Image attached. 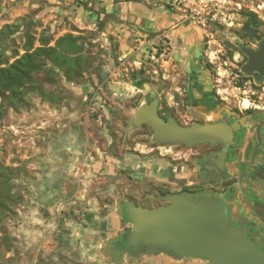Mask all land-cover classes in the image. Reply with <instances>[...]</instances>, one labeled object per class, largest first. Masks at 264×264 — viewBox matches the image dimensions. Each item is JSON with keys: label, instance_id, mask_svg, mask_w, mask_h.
<instances>
[{"label": "rangeland", "instance_id": "374dc122", "mask_svg": "<svg viewBox=\"0 0 264 264\" xmlns=\"http://www.w3.org/2000/svg\"><path fill=\"white\" fill-rule=\"evenodd\" d=\"M176 18L197 49L171 53L172 24L161 25ZM66 35L59 50L68 73L47 62L1 103L0 264H210L162 249L126 254L128 206H160L161 194L186 188L172 158L191 151L155 141L150 126L134 125V112L151 95L158 114L181 125L210 122L200 119L209 110L210 119L261 109L264 80L241 70V47L256 48L264 36V0H0L8 63L28 37L35 48ZM187 61L206 70L214 103L205 113L191 106L178 69ZM163 158L170 165L158 169ZM160 174L166 180L157 182Z\"/></svg>", "mask_w": 264, "mask_h": 264}, {"label": "water", "instance_id": "95a60500", "mask_svg": "<svg viewBox=\"0 0 264 264\" xmlns=\"http://www.w3.org/2000/svg\"><path fill=\"white\" fill-rule=\"evenodd\" d=\"M247 60L241 70L256 80L264 77V36L257 49L242 46ZM158 98L151 95L140 104L133 117L135 126L147 124L153 139L159 143H182L186 146L204 142L225 144L219 156L223 157L232 140L235 124L225 121L194 122L181 125L173 118L158 114ZM168 204L155 208L129 205L127 215L131 230L124 246L138 244L143 248L167 250L177 256L204 258L210 264H264V250L242 231L228 224L224 205L216 199H199L187 192L166 194ZM124 246L113 254L118 260Z\"/></svg>", "mask_w": 264, "mask_h": 264}, {"label": "flooded vegetation", "instance_id": "af4514ba", "mask_svg": "<svg viewBox=\"0 0 264 264\" xmlns=\"http://www.w3.org/2000/svg\"><path fill=\"white\" fill-rule=\"evenodd\" d=\"M257 75L255 72L252 77L256 80ZM262 80L264 77L259 81ZM214 115L210 119H200L236 125L225 155L219 156L225 146L223 142L191 146L179 143L191 150L188 155L172 158L182 167L187 187L179 185L170 193L161 194L163 204L160 206L168 204L162 197L171 193L187 192L196 199L202 196L216 199L225 207L228 224L238 228L264 250V106L259 110L246 109L240 113L228 111ZM194 146L198 147L195 151L192 150ZM155 207L159 205L153 204L147 208ZM154 249L135 244L126 246V254L133 256L140 251Z\"/></svg>", "mask_w": 264, "mask_h": 264}, {"label": "trees", "instance_id": "16d2710c", "mask_svg": "<svg viewBox=\"0 0 264 264\" xmlns=\"http://www.w3.org/2000/svg\"><path fill=\"white\" fill-rule=\"evenodd\" d=\"M65 39L69 40L71 37L69 35L61 37L54 46H47L42 40L40 45L33 48L34 38L28 37L23 44L24 52L11 63L2 58L0 53V107L6 98L7 91L11 94L20 92L22 87L31 81L33 73L41 69L47 62L62 66L66 70L65 72L68 73L70 67L66 63L63 52L59 50L62 48L61 41ZM12 55H17V53L15 52ZM131 77L138 78V72H132Z\"/></svg>", "mask_w": 264, "mask_h": 264}, {"label": "crops", "instance_id": "0c3cea01", "mask_svg": "<svg viewBox=\"0 0 264 264\" xmlns=\"http://www.w3.org/2000/svg\"><path fill=\"white\" fill-rule=\"evenodd\" d=\"M149 14L150 16L152 15V13H149ZM152 19L156 20L155 17H153ZM176 20H180V18H176L175 21H172V23L164 22L165 24L162 23L161 25V26L170 27V24H172L171 25L172 27H170L169 31L165 32L164 30V32L169 38V43L171 45L170 46L171 53L178 54V52H180L179 49L181 48L186 53L191 51V47H193V49H197L199 45V41L195 37H192L189 34L190 30L186 29L182 24H180V22L174 23L176 22ZM152 23H154V21ZM161 26L157 28L159 29L161 28ZM190 59H192V57ZM178 69L181 72H184V74H186L187 81H188L187 86H188V89L190 91L191 98H192L191 106L197 111L205 113L206 111L205 109H207L209 105H212L214 103V101L212 100L213 98L209 97V95L207 94L208 90L205 88L206 81L204 80L205 79L204 75L206 73L205 72L206 70L201 69V68L194 69V66L190 65L188 61L184 66H182V64L179 62ZM244 108H247V107H244ZM212 113L213 112L210 110L206 111L205 117L209 118ZM154 164L157 165L158 169L160 167H167L168 165H170V163L165 158H163L160 161H157V160L154 161ZM163 169L165 170V168ZM164 176L165 174H160L159 177L156 178V181L158 182V181L166 180Z\"/></svg>", "mask_w": 264, "mask_h": 264}, {"label": "bare ground", "instance_id": "6f19581e", "mask_svg": "<svg viewBox=\"0 0 264 264\" xmlns=\"http://www.w3.org/2000/svg\"><path fill=\"white\" fill-rule=\"evenodd\" d=\"M241 101H242V105H243V107H248V106L250 105L249 100L246 99V98H243V100H241Z\"/></svg>", "mask_w": 264, "mask_h": 264}]
</instances>
